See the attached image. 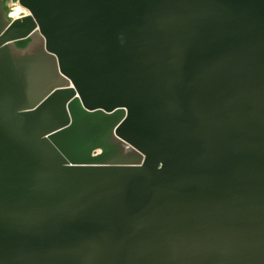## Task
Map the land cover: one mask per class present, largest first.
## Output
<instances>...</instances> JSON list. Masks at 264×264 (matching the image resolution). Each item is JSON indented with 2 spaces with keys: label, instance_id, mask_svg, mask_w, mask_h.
I'll use <instances>...</instances> for the list:
<instances>
[{
  "label": "water",
  "instance_id": "water-1",
  "mask_svg": "<svg viewBox=\"0 0 264 264\" xmlns=\"http://www.w3.org/2000/svg\"><path fill=\"white\" fill-rule=\"evenodd\" d=\"M18 4L0 264H264V0Z\"/></svg>",
  "mask_w": 264,
  "mask_h": 264
},
{
  "label": "bare ground",
  "instance_id": "bare-ground-1",
  "mask_svg": "<svg viewBox=\"0 0 264 264\" xmlns=\"http://www.w3.org/2000/svg\"><path fill=\"white\" fill-rule=\"evenodd\" d=\"M18 4V3H17ZM28 11L23 9L22 7L16 5L15 9H13L9 14H7V18L9 20H15L21 16H27Z\"/></svg>",
  "mask_w": 264,
  "mask_h": 264
},
{
  "label": "rangeland",
  "instance_id": "rangeland-1",
  "mask_svg": "<svg viewBox=\"0 0 264 264\" xmlns=\"http://www.w3.org/2000/svg\"><path fill=\"white\" fill-rule=\"evenodd\" d=\"M3 8L6 12V15L9 14L13 9H15L16 5L19 6L18 0H2Z\"/></svg>",
  "mask_w": 264,
  "mask_h": 264
},
{
  "label": "trees",
  "instance_id": "trees-1",
  "mask_svg": "<svg viewBox=\"0 0 264 264\" xmlns=\"http://www.w3.org/2000/svg\"><path fill=\"white\" fill-rule=\"evenodd\" d=\"M27 43H28V40L19 41V42L16 43V46L18 48H24Z\"/></svg>",
  "mask_w": 264,
  "mask_h": 264
}]
</instances>
